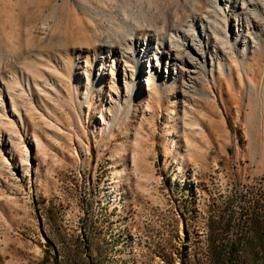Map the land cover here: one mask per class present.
<instances>
[{
    "label": "rangeland",
    "instance_id": "rangeland-1",
    "mask_svg": "<svg viewBox=\"0 0 264 264\" xmlns=\"http://www.w3.org/2000/svg\"><path fill=\"white\" fill-rule=\"evenodd\" d=\"M238 237L228 264H264V0H0V264H221Z\"/></svg>",
    "mask_w": 264,
    "mask_h": 264
},
{
    "label": "trees",
    "instance_id": "trees-1",
    "mask_svg": "<svg viewBox=\"0 0 264 264\" xmlns=\"http://www.w3.org/2000/svg\"><path fill=\"white\" fill-rule=\"evenodd\" d=\"M248 244H249V240H245L244 238L238 237V238L234 239L231 242L230 249L228 250V252L226 254L219 253L217 255V253H216V257H218L217 260L221 264H228V262L231 263L234 260H237V261L240 262L241 253L239 252V250L244 248V251H242V253H249L250 250L248 248V246H249ZM251 259H252L253 262H255L256 261V256L252 255Z\"/></svg>",
    "mask_w": 264,
    "mask_h": 264
},
{
    "label": "bare ground",
    "instance_id": "bare-ground-1",
    "mask_svg": "<svg viewBox=\"0 0 264 264\" xmlns=\"http://www.w3.org/2000/svg\"><path fill=\"white\" fill-rule=\"evenodd\" d=\"M262 14V13H261ZM236 24H238V22H236ZM194 36V35H193ZM237 36V35H236ZM181 38V37H180ZM239 41H242L243 45L246 49H249V39L247 37L246 34L242 33V35L239 36ZM146 37L142 38V37H139V38H136V41H137V45H144L146 43ZM185 43H187V46H188V50L190 52H193L194 54L197 55V48H195V45H196V42H194V40L192 39L191 42H188L186 39H184L183 41L181 40H176L175 44L176 46L178 47V49L176 50V52L179 53L180 50H184V47H185ZM198 45V44H197ZM198 47V46H197ZM143 49V48H142ZM243 52V51H242ZM184 53V52H183ZM180 54V53H179ZM182 54V53H181ZM153 55H157V53H153ZM196 55H193L196 56ZM159 58V57H158ZM191 58V57H189Z\"/></svg>",
    "mask_w": 264,
    "mask_h": 264
},
{
    "label": "water",
    "instance_id": "water-1",
    "mask_svg": "<svg viewBox=\"0 0 264 264\" xmlns=\"http://www.w3.org/2000/svg\"><path fill=\"white\" fill-rule=\"evenodd\" d=\"M145 64L143 63L142 66H144Z\"/></svg>",
    "mask_w": 264,
    "mask_h": 264
}]
</instances>
